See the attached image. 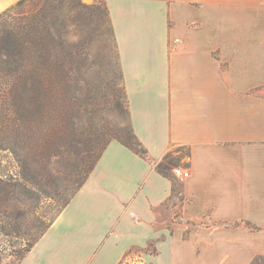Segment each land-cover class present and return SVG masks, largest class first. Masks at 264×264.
I'll return each mask as SVG.
<instances>
[{
    "label": "crops",
    "instance_id": "obj_1",
    "mask_svg": "<svg viewBox=\"0 0 264 264\" xmlns=\"http://www.w3.org/2000/svg\"><path fill=\"white\" fill-rule=\"evenodd\" d=\"M104 1L149 159L110 142L20 264L264 259V0Z\"/></svg>",
    "mask_w": 264,
    "mask_h": 264
},
{
    "label": "trees",
    "instance_id": "obj_2",
    "mask_svg": "<svg viewBox=\"0 0 264 264\" xmlns=\"http://www.w3.org/2000/svg\"><path fill=\"white\" fill-rule=\"evenodd\" d=\"M78 4L20 0L0 13V151H9L20 169L15 182L0 179V252L10 248L16 264L81 189L112 137L82 127L70 95L77 57L68 23ZM116 141L149 159L133 128ZM32 202H59L60 209L27 223ZM147 251L156 252L152 244ZM258 260L264 259L252 264Z\"/></svg>",
    "mask_w": 264,
    "mask_h": 264
},
{
    "label": "rangeland",
    "instance_id": "obj_3",
    "mask_svg": "<svg viewBox=\"0 0 264 264\" xmlns=\"http://www.w3.org/2000/svg\"><path fill=\"white\" fill-rule=\"evenodd\" d=\"M68 23V40L76 50V71L71 80L70 91L75 105L78 123L92 132L112 135L107 142L121 139L132 133L129 103L125 92L117 44L104 0H78ZM20 169L9 151H0V179L15 182ZM60 203L37 205L31 203L33 215H56ZM32 229V228H31ZM33 230H31V233ZM3 237L0 235V241ZM0 248L2 246L0 245ZM135 251L121 264H141ZM11 249L0 252V264H16ZM256 264H264L258 260Z\"/></svg>",
    "mask_w": 264,
    "mask_h": 264
},
{
    "label": "built area",
    "instance_id": "obj_4",
    "mask_svg": "<svg viewBox=\"0 0 264 264\" xmlns=\"http://www.w3.org/2000/svg\"><path fill=\"white\" fill-rule=\"evenodd\" d=\"M174 174L181 180H184L190 176V170L185 168H176L174 169Z\"/></svg>",
    "mask_w": 264,
    "mask_h": 264
}]
</instances>
